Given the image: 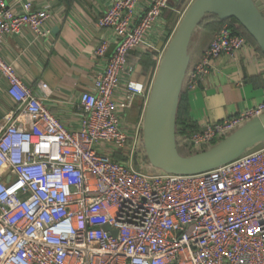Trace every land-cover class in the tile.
Here are the masks:
<instances>
[{
	"label": "built area",
	"instance_id": "obj_1",
	"mask_svg": "<svg viewBox=\"0 0 264 264\" xmlns=\"http://www.w3.org/2000/svg\"><path fill=\"white\" fill-rule=\"evenodd\" d=\"M170 2L114 0L98 18L116 43L111 52L106 41L95 50L107 64L94 89L80 96L77 130L0 54V78L15 104L0 126V264H264V144L198 174L134 164L141 159V131L130 134L122 114L145 89L133 79L123 85L122 78L132 71L131 52L155 48L149 36ZM50 17L31 1L17 11L0 0V43L25 28L46 36ZM247 43L223 24L188 88L198 86L218 57H235ZM40 87L48 91L47 83ZM263 112L264 101L188 132L184 142L205 148Z\"/></svg>",
	"mask_w": 264,
	"mask_h": 264
},
{
	"label": "crops",
	"instance_id": "obj_2",
	"mask_svg": "<svg viewBox=\"0 0 264 264\" xmlns=\"http://www.w3.org/2000/svg\"><path fill=\"white\" fill-rule=\"evenodd\" d=\"M8 5L22 11L23 4L31 1L35 9L48 8L51 17L46 24V36H36L30 28L18 34H7L0 43V54L12 62L20 77L41 97L70 130L80 128L82 110L79 102L84 91L94 89L97 74L104 70L107 59L95 55L101 42L115 47L111 29L100 28L98 18L114 0H6ZM178 0L165 10L149 36L155 48L131 52L132 71L122 78L144 85L145 93L138 95L132 106L122 114L123 124L130 134L142 128L149 94L154 78L169 41L178 26L182 5ZM264 2V0H263ZM219 19L208 16L196 30L191 44V64H196L219 31ZM48 84L44 92L40 83ZM121 91L117 97L121 96ZM264 101V54L248 40L235 57L223 54L218 57L210 73L195 88L185 87L180 105L187 124L200 128L208 122L222 121L227 117L251 108ZM7 93V82L0 78V126L4 117L14 108ZM116 159L123 157L116 153ZM141 160V159H139Z\"/></svg>",
	"mask_w": 264,
	"mask_h": 264
},
{
	"label": "water",
	"instance_id": "obj_3",
	"mask_svg": "<svg viewBox=\"0 0 264 264\" xmlns=\"http://www.w3.org/2000/svg\"><path fill=\"white\" fill-rule=\"evenodd\" d=\"M208 16H216L221 21L236 19L264 54L263 0H193L161 57L141 128V160L134 159L137 167L146 166L144 169L150 172L198 174L227 164L264 144V112L205 148H189L184 142L185 136L179 134L182 93L197 64H191L192 39ZM181 148L188 153H182Z\"/></svg>",
	"mask_w": 264,
	"mask_h": 264
},
{
	"label": "trees",
	"instance_id": "obj_4",
	"mask_svg": "<svg viewBox=\"0 0 264 264\" xmlns=\"http://www.w3.org/2000/svg\"><path fill=\"white\" fill-rule=\"evenodd\" d=\"M225 23H228L234 32L244 35L248 40H250L252 43L257 45L255 40L249 35V33L245 30V28H243V26H241L238 23V21L236 19L232 18V19H229L226 21H221V20L218 21V24L220 26H222ZM178 126L182 127V129L179 130V134H187L188 132L197 129V128H193L190 124L186 123L184 116H183L181 105H180L179 114H178Z\"/></svg>",
	"mask_w": 264,
	"mask_h": 264
},
{
	"label": "rangeland",
	"instance_id": "obj_5",
	"mask_svg": "<svg viewBox=\"0 0 264 264\" xmlns=\"http://www.w3.org/2000/svg\"><path fill=\"white\" fill-rule=\"evenodd\" d=\"M171 2L172 3H176V2H178V0H171ZM190 2V0H185V2L183 3V5H182V10L180 11V12H183V10L185 9V7H187V5H188V3ZM221 28V27H220ZM180 129H182V127L181 126H179V130ZM181 136H185L186 134H180ZM181 151H182V153H184V154H187L188 152H187V150L184 148H181ZM143 168H146V166H143Z\"/></svg>",
	"mask_w": 264,
	"mask_h": 264
}]
</instances>
